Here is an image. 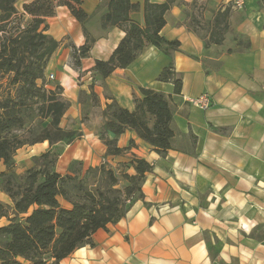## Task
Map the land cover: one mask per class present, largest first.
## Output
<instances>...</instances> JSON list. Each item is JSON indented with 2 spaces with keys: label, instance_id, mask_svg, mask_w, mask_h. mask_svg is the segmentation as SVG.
Instances as JSON below:
<instances>
[{
  "label": "crops",
  "instance_id": "1",
  "mask_svg": "<svg viewBox=\"0 0 264 264\" xmlns=\"http://www.w3.org/2000/svg\"><path fill=\"white\" fill-rule=\"evenodd\" d=\"M34 1L17 0L15 7L23 14L24 5ZM109 1L84 0L85 24L60 6L41 26L60 43L45 69L46 87H62L61 97L70 107L61 127L80 136L71 144L51 147L46 141L20 148L15 169L23 174L33 167V157L48 151L59 153L56 171L62 175L71 173L76 162L83 173L105 162L115 167L123 156L107 155L100 137L103 112L113 102L133 111L141 88L170 98L175 137L163 158L134 132L106 135L119 148L134 141L124 155L153 165L144 198L118 223L97 231L92 246L79 248L59 264H264V5L246 0L242 10L232 12L224 43L206 48L187 27L186 5L194 0H179L181 5L166 14L161 32L167 41L180 42L179 51L166 55L148 48L128 68L103 79L94 70L96 61L109 60L126 36L122 28H102ZM131 1L139 5L131 18L143 26L145 0ZM229 1L205 0L206 11L217 12ZM84 28L96 41L76 65L74 49L87 42ZM171 64L182 77L180 94L173 83L158 80ZM203 94L211 97L210 109L188 102ZM4 169L0 162V171ZM0 200L10 204L3 193ZM7 223L0 218V228Z\"/></svg>",
  "mask_w": 264,
  "mask_h": 264
},
{
  "label": "trees",
  "instance_id": "2",
  "mask_svg": "<svg viewBox=\"0 0 264 264\" xmlns=\"http://www.w3.org/2000/svg\"><path fill=\"white\" fill-rule=\"evenodd\" d=\"M16 2L0 0V162L5 168L0 171V193L10 199V204L0 200V218L8 221L0 228V264H59L79 248L92 246L97 231L108 230L109 225L126 217L133 204L144 198L143 186L153 165L132 156L124 163L127 172L118 176L120 170L106 162L85 173L76 162L71 173L62 175L56 171L59 153L48 151L33 157V167L26 172L17 173L15 155L20 148L46 141L51 147L71 144L80 136L61 127L70 107L61 97L62 87H46L45 69L60 43L40 28L60 6L67 7L81 24L89 15L83 8L84 0H36L24 5L23 14L17 11ZM259 2L264 5V0ZM175 4L181 2L145 0L142 26L131 18L139 5L131 0H110L101 19L102 28H122L126 36L109 60L96 61L94 70L107 79L116 70L132 65L148 48L155 47L166 55L179 51V41H167L161 35L166 14ZM186 14L190 18L188 11ZM231 14L232 6L215 13L206 48L224 43ZM84 33L86 44L74 49L76 65L96 41L86 28ZM158 80L173 83L175 94L182 92V77L173 64ZM140 93L142 98H135L133 111L116 102L104 110L100 137L108 148L107 155L123 156L135 146L131 141L128 148H119L116 139L106 137L109 133L120 137L134 132L163 158L172 149L175 130L170 98L152 89L141 88ZM95 175L98 181L90 185L87 179Z\"/></svg>",
  "mask_w": 264,
  "mask_h": 264
},
{
  "label": "rangeland",
  "instance_id": "3",
  "mask_svg": "<svg viewBox=\"0 0 264 264\" xmlns=\"http://www.w3.org/2000/svg\"><path fill=\"white\" fill-rule=\"evenodd\" d=\"M235 0H230L229 3L226 6H222V7H228V6H232V12L234 10H242L244 6L242 7H237L235 6L234 3ZM245 4H246V0H245ZM187 9L186 11H188L190 13V18H188L187 20V27L189 28V30L195 32L197 35H199L205 42L208 41L209 38V31H210V23L214 18V15L216 13V10H213L212 13H207V4L205 3V0H194L190 5H186ZM221 8V9H224ZM217 9V8H216ZM232 15V14H231ZM231 18V16H230ZM229 24H230V19H229ZM228 31L225 33V39H226V35H227ZM225 41V40H224ZM129 157L126 155H123V158L121 160V162L116 164V170H120L118 171L119 173L117 174L118 176H120V173L123 172H127L125 171L126 168L124 166V163L126 162V160ZM18 173V172H17ZM20 174V173H19ZM98 181L97 176H90L87 179V182L90 185L96 184Z\"/></svg>",
  "mask_w": 264,
  "mask_h": 264
},
{
  "label": "built area",
  "instance_id": "4",
  "mask_svg": "<svg viewBox=\"0 0 264 264\" xmlns=\"http://www.w3.org/2000/svg\"><path fill=\"white\" fill-rule=\"evenodd\" d=\"M234 3L235 6L242 7L245 5V0H235ZM77 53L80 54L79 51ZM50 79L53 80L54 76H51ZM188 102L194 107L199 108L201 110H208L212 106V100L208 94H203L194 99H188Z\"/></svg>",
  "mask_w": 264,
  "mask_h": 264
}]
</instances>
